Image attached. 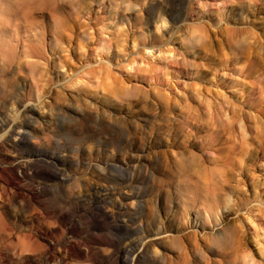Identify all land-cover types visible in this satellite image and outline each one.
I'll return each mask as SVG.
<instances>
[{
  "label": "rangeland",
  "instance_id": "1",
  "mask_svg": "<svg viewBox=\"0 0 264 264\" xmlns=\"http://www.w3.org/2000/svg\"><path fill=\"white\" fill-rule=\"evenodd\" d=\"M57 11L59 25L45 13L35 28L0 29L11 65L0 66V264H204L202 232L227 245L231 196H243L208 190L237 150H252L264 200V0H69ZM128 56L141 84L109 63ZM186 57L225 75L161 73ZM189 87L182 112L173 104ZM203 119L202 159L185 125ZM209 206L219 221H206Z\"/></svg>",
  "mask_w": 264,
  "mask_h": 264
},
{
  "label": "clouds",
  "instance_id": "2",
  "mask_svg": "<svg viewBox=\"0 0 264 264\" xmlns=\"http://www.w3.org/2000/svg\"><path fill=\"white\" fill-rule=\"evenodd\" d=\"M67 2H69V0H0V29H14L21 25L28 28H35L37 25L45 22L38 18L45 13L48 17H50L53 24L59 25L61 23V17L57 11L58 7L59 5ZM132 8L133 6L129 4L126 10L132 11ZM132 51L137 52V45L135 42H133ZM205 54L210 53L205 52ZM139 55L140 54L137 53L135 57H139ZM131 58H129V56L125 57V62L116 63L115 65L112 62L109 63H111L114 69L118 70L126 80L129 81V77H133L131 81L132 84H141L135 79V77L145 75L135 70L129 71L126 67H124V65L128 63ZM5 64H8L9 67L11 66L6 56H0V66H4ZM201 64L203 63L197 64L196 61L189 60V64L187 65L180 63L175 67L161 68V73H163L166 68L168 70V74L173 77V69H183L185 71H199L200 69H203V71L212 72L211 77H209L211 80H213L214 75H225V73L221 72L219 69L213 70L208 67H200ZM193 65L196 66L193 67ZM175 81L176 83L182 85L188 80L177 79ZM71 90L75 91L76 89ZM190 94L191 87H189L186 91L181 92L179 98L180 102L178 104L174 103L173 105L182 111V105L185 101L191 100L195 103L194 98L192 96L190 97ZM189 124L191 126L188 124L185 125V133L188 137L190 153L195 152L203 159V155L201 154L202 145L196 139L198 135L196 128L201 125H206V119H203V121L190 120ZM213 130L222 129L218 124V126ZM200 135H203V132H201ZM183 142L184 134L180 136V146L183 145ZM173 150L176 151V148ZM251 151L241 152L240 150H237L229 163L221 164L219 166L224 168L225 175L223 177L216 176L215 183L210 185L208 188L209 191L213 189L223 191L224 188L230 187L235 189L238 193H242L243 196H231V201H234V203H231L234 206V210L230 212L227 217V221H229L230 224L228 229H226L229 240V243L226 246L216 240L214 231L202 232L199 240V246L196 248L197 254L204 261V264H214V261L216 264V259H220L222 256H230L231 264H238V262L241 261L242 255H248V264H264V244H260L256 247L258 243L256 236L258 234L264 236V206L259 208L255 206L256 204H264L260 188L257 186V182L262 177L261 173H259L252 165L246 163ZM246 171L247 176L245 175ZM250 182L252 185L251 190L249 188ZM241 204H243L242 208L240 207ZM249 229H251V233L249 232ZM257 229H259V232H257ZM249 235H251V244H249ZM252 246H255L258 255L253 253Z\"/></svg>",
  "mask_w": 264,
  "mask_h": 264
},
{
  "label": "bare ground",
  "instance_id": "3",
  "mask_svg": "<svg viewBox=\"0 0 264 264\" xmlns=\"http://www.w3.org/2000/svg\"><path fill=\"white\" fill-rule=\"evenodd\" d=\"M18 114V113H17ZM17 117V116H16ZM255 149V153H258V149L257 148H254ZM255 155V154H254ZM3 181H4V183L7 185V186H14V184L12 183V180L11 179H3ZM3 186H4V184H3ZM3 189H5V187H3ZM6 190V189H5ZM9 190H12V188L10 189L9 188ZM15 190V189H14ZM2 191V190H1ZM193 197H192V201L193 202H196V201H198V198H199V195L198 194H195V193H193V195H192ZM207 198H209V197H207ZM196 206V205H195ZM205 214H206V221L207 222H210V221H212L213 220V215H215L214 217L216 218V220H218V214H219V211L218 212H215V210L211 207V206H209V208H207V207H205ZM214 218V219H215ZM219 221V220H218ZM226 229H228V227H223V230H222V233L221 234H223V237H224V239L223 240H225V241H229L228 240V236H227V232H226ZM156 235H159V234H156ZM149 236H147L146 238H148ZM146 238H143L142 239V241H145V239ZM151 242H153V241H151ZM20 245V244H19ZM24 245V244H23ZM150 245H152V244H150ZM224 245H226V244H224ZM21 248H23L22 246H20ZM49 247V246H48ZM4 249V248H3ZM153 249V248H152ZM5 250V249H4ZM7 251V250H6ZM157 253V252H156ZM156 253H155V255H156ZM28 254V253H27ZM126 254V253H125ZM159 254V253H158ZM157 254V255H158ZM130 255V254H129ZM128 255V256H129ZM161 255V254H160ZM3 256H1V258H2ZM0 258V259H1ZM127 258V257H126ZM129 258V257H128ZM127 258V259H128ZM131 258V257H130ZM1 260H3V259H1ZM125 263V262H124ZM123 263V264H124ZM192 264V263H191Z\"/></svg>",
  "mask_w": 264,
  "mask_h": 264
},
{
  "label": "snow or ice",
  "instance_id": "4",
  "mask_svg": "<svg viewBox=\"0 0 264 264\" xmlns=\"http://www.w3.org/2000/svg\"><path fill=\"white\" fill-rule=\"evenodd\" d=\"M197 35H199V34H197ZM245 259H246V260H248V259H249L248 255H245Z\"/></svg>",
  "mask_w": 264,
  "mask_h": 264
}]
</instances>
